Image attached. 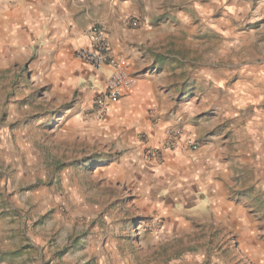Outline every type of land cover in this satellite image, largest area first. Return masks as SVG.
I'll return each instance as SVG.
<instances>
[{"label": "rangeland", "instance_id": "obj_1", "mask_svg": "<svg viewBox=\"0 0 264 264\" xmlns=\"http://www.w3.org/2000/svg\"><path fill=\"white\" fill-rule=\"evenodd\" d=\"M27 1L0 0V264H264V0H75L158 80L164 136L140 132L136 154L43 43L11 37ZM177 132L191 158L166 146Z\"/></svg>", "mask_w": 264, "mask_h": 264}, {"label": "crops", "instance_id": "obj_2", "mask_svg": "<svg viewBox=\"0 0 264 264\" xmlns=\"http://www.w3.org/2000/svg\"><path fill=\"white\" fill-rule=\"evenodd\" d=\"M29 1L32 2L31 8L19 7L15 11H9V17H4L10 23L8 32L15 39L23 34L31 44L43 43L44 53L50 61L56 63V71L62 75L64 73L65 78H71L67 80V83H63L64 86L67 84L73 86L72 88L78 91L79 104L86 108L90 105L91 110L93 98L103 86L108 73L106 70L92 68L71 54L88 43L90 23L95 20L91 18L89 6L84 1L76 3L75 0H72L70 4L68 2L61 4L60 0ZM3 28L6 29L5 26H1L0 30ZM110 44L113 53L128 62L132 87L123 98L106 107L100 123L101 125L106 123L110 130L120 129L123 136L134 145L131 153L136 154L139 149L137 137L140 132L152 134L153 139L157 141H161V137L164 136L163 123L159 122L156 126L151 124L148 112L150 107L157 104L154 91L158 80L155 81V77L150 73L138 70L140 63H136L128 49L124 50L122 45L118 46L119 44L112 38H110ZM179 152L184 158H191L184 149H180ZM204 154L202 164L206 168L208 181L221 182V179L228 175L222 154L219 150L212 151L210 147L204 151ZM128 164L130 166L127 168L131 171L133 169L139 171L140 166L136 162H131V158Z\"/></svg>", "mask_w": 264, "mask_h": 264}, {"label": "built area", "instance_id": "obj_3", "mask_svg": "<svg viewBox=\"0 0 264 264\" xmlns=\"http://www.w3.org/2000/svg\"><path fill=\"white\" fill-rule=\"evenodd\" d=\"M87 45L75 51V56L80 61L96 70H106L107 76L100 90L95 94L91 111L95 119L102 120L106 107L123 98L132 87L130 68L128 62L113 53L110 41L104 29L95 24L88 31ZM180 133H174L166 143L171 149H178L185 141L181 139ZM193 150L197 149L191 143ZM149 162H162L163 157L160 149H150L146 152Z\"/></svg>", "mask_w": 264, "mask_h": 264}]
</instances>
